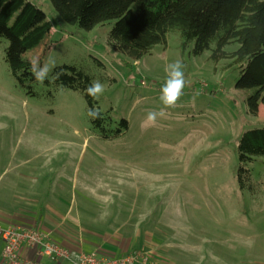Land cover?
<instances>
[{"label":"rangeland","instance_id":"rangeland-1","mask_svg":"<svg viewBox=\"0 0 264 264\" xmlns=\"http://www.w3.org/2000/svg\"><path fill=\"white\" fill-rule=\"evenodd\" d=\"M31 1L46 12L52 28L24 56L38 58L37 72L50 57L55 65L83 68L103 85L98 102L112 116V126L125 118L128 129L118 137H102L78 90L36 81L31 95L12 75L5 61L8 40L0 38L3 183L15 167L27 170L20 162L41 156L32 165L52 161L42 170L48 174L45 181L78 203L98 196L139 203L149 195L158 207L147 203L144 208L140 202L136 209H156L155 218L162 221L159 232L167 234L172 250L162 261L151 251L161 264H264V157L247 165L251 175L244 188L237 176L239 138L264 126V104L258 116L248 113L249 90L236 87L239 69L226 67L227 60L215 62L211 49L201 55L191 53L192 45L183 49L177 29L168 32L165 44L134 60L108 45L114 20L86 30L64 21L51 0ZM176 61L185 74L183 95L174 107L164 108L165 68ZM53 67L49 64L48 75ZM161 109L163 117L147 121L149 112Z\"/></svg>","mask_w":264,"mask_h":264},{"label":"trees","instance_id":"trees-1","mask_svg":"<svg viewBox=\"0 0 264 264\" xmlns=\"http://www.w3.org/2000/svg\"><path fill=\"white\" fill-rule=\"evenodd\" d=\"M136 1L51 0L64 21L86 30L114 20L107 43L134 60L150 54L157 44H165L168 32L179 30L183 49L192 45L193 55L211 49L215 62L227 60L226 67L239 69L236 87L249 90L247 111L258 116L264 104V0H139L133 7ZM51 28L46 12L31 0H0V38L8 40L5 61L16 81L31 95L36 94L33 84L37 80L31 61L24 55L40 45ZM235 43V50H226ZM93 82L74 63L55 65L44 80L48 86L80 91L87 113L91 108L100 112L101 118L88 115L93 127L104 138L118 137L128 129V121L123 118L117 127L112 126V116L103 112L98 99L85 91ZM237 151V176L244 188L251 175L247 165L264 157V126L244 131Z\"/></svg>","mask_w":264,"mask_h":264},{"label":"crops","instance_id":"crops-1","mask_svg":"<svg viewBox=\"0 0 264 264\" xmlns=\"http://www.w3.org/2000/svg\"><path fill=\"white\" fill-rule=\"evenodd\" d=\"M39 158L41 156L30 157L20 162L21 166H29L27 170L15 167L13 177L5 183L6 170L0 172V225L37 227L65 246L106 257H120L138 249L153 251L160 260L163 255L171 254L172 245L166 241L167 234L159 232L162 221L155 218L156 209L150 208L148 213V209L145 212L136 209L140 202L144 208L147 203L152 205L149 195L144 193L139 203L133 199L129 203L103 196L95 200L85 197L78 203L76 198L70 200L60 193L62 189L53 182L47 184V171L43 173L42 170L52 161L46 158L39 165H32ZM129 184L133 191V182ZM2 248L0 239V264H4ZM24 255L34 257L35 249L25 248ZM42 264L72 262L43 258Z\"/></svg>","mask_w":264,"mask_h":264},{"label":"built area","instance_id":"built-area-1","mask_svg":"<svg viewBox=\"0 0 264 264\" xmlns=\"http://www.w3.org/2000/svg\"><path fill=\"white\" fill-rule=\"evenodd\" d=\"M0 239L3 241L1 254L4 264H42L43 258L52 261L68 259L72 264H161L151 251L145 249L120 257H106L94 251L73 249L37 227L0 225ZM25 248L35 249V256H25Z\"/></svg>","mask_w":264,"mask_h":264},{"label":"clouds","instance_id":"clouds-1","mask_svg":"<svg viewBox=\"0 0 264 264\" xmlns=\"http://www.w3.org/2000/svg\"><path fill=\"white\" fill-rule=\"evenodd\" d=\"M32 64V74L35 79L43 83L44 80L48 77L49 73V64L55 66V60L51 57L48 61L44 64V68L42 71L37 72L35 67L39 64V60L33 59L31 61ZM183 69V65L180 61H176L174 63H170L166 66L165 72L167 73L166 80L164 85L161 88V96L160 100L164 105V108H172L176 105L177 101L183 95V89L185 87V74ZM59 76V74H57ZM103 85L98 81L93 82L91 86L86 88V92L89 96L93 99H98L99 96L103 93ZM88 115L91 116L93 119H97V117L101 118L100 112L98 109L91 108L88 111ZM163 117L165 115L164 109H161L159 113L157 112H149L147 116V121L151 123H155L157 116Z\"/></svg>","mask_w":264,"mask_h":264}]
</instances>
